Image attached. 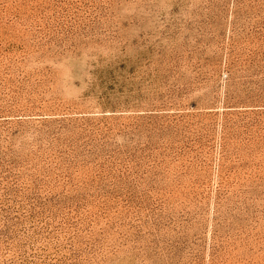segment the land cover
<instances>
[{
    "label": "rangeland",
    "instance_id": "374dc122",
    "mask_svg": "<svg viewBox=\"0 0 264 264\" xmlns=\"http://www.w3.org/2000/svg\"><path fill=\"white\" fill-rule=\"evenodd\" d=\"M0 264H264V0H0Z\"/></svg>",
    "mask_w": 264,
    "mask_h": 264
}]
</instances>
